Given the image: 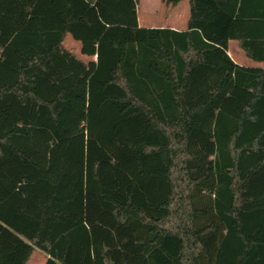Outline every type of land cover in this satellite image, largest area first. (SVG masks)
I'll return each instance as SVG.
<instances>
[{
	"label": "trees",
	"instance_id": "16d2710c",
	"mask_svg": "<svg viewBox=\"0 0 264 264\" xmlns=\"http://www.w3.org/2000/svg\"><path fill=\"white\" fill-rule=\"evenodd\" d=\"M188 1L0 0V264H264V0Z\"/></svg>",
	"mask_w": 264,
	"mask_h": 264
},
{
	"label": "rangeland",
	"instance_id": "374dc122",
	"mask_svg": "<svg viewBox=\"0 0 264 264\" xmlns=\"http://www.w3.org/2000/svg\"><path fill=\"white\" fill-rule=\"evenodd\" d=\"M139 20L142 26L152 25L153 23L160 22L163 23L175 22L177 30L183 31L187 28L190 6L189 1L185 0L176 6L164 5L163 0H140L138 6ZM163 22V23H162ZM162 23V24H161ZM78 44L71 36H67L64 46L66 48H73V53L80 55L79 44L78 48L75 46ZM232 51L236 48V42H233ZM239 52L244 56L243 52L239 49ZM246 58V57H245ZM247 59V58H246ZM249 60V59H247ZM87 62V61H86ZM47 259L46 254H44L39 249H36L31 256L28 264H45Z\"/></svg>",
	"mask_w": 264,
	"mask_h": 264
},
{
	"label": "crops",
	"instance_id": "0c3cea01",
	"mask_svg": "<svg viewBox=\"0 0 264 264\" xmlns=\"http://www.w3.org/2000/svg\"><path fill=\"white\" fill-rule=\"evenodd\" d=\"M185 1V0H184ZM137 2H138V6H139V2H140V0H137ZM163 4L164 5H166V7H167V4L163 1ZM137 11H138V8H137ZM138 21H139V25L141 26V27H145V28H171V29H175V30H177V28H176V26H175V22H170V23H163V25H160V22L161 21H159V22H156V23H153L152 25H147V26H142L141 25V23H140V20H139V14H138ZM161 23V24H162ZM77 42V41H76ZM233 42H235V41H231L230 43H229V48H228V54H229V56L234 60V62L235 63H237V64H239V65H241V66H245V67H264V65L263 64H258V63H255V62H253V61H251V60H247L248 58L245 56V54H244V56L239 52V46H238V43L236 42V48L235 49H233V51H232V45H234L233 44ZM78 44H79V46H78ZM78 44H75V46L79 49V51H80V55H77L78 57H80L81 59H83V60H85V61H87V62H89V61H95L96 60V57H87V56H84V55H82L81 54V44L78 42ZM67 49H70V50H74L73 48H67ZM247 59H246V58ZM30 261V260H29ZM29 263V262H28ZM27 263V264H28Z\"/></svg>",
	"mask_w": 264,
	"mask_h": 264
}]
</instances>
